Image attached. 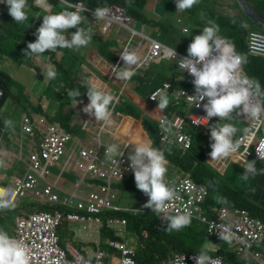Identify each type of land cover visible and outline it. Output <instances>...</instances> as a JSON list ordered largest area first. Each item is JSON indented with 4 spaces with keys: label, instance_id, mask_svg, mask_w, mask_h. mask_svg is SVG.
I'll return each mask as SVG.
<instances>
[{
    "label": "clouds",
    "instance_id": "obj_1",
    "mask_svg": "<svg viewBox=\"0 0 264 264\" xmlns=\"http://www.w3.org/2000/svg\"><path fill=\"white\" fill-rule=\"evenodd\" d=\"M210 1L113 0V4L95 7L90 6L89 0H29V4L28 0H4L16 24L23 25L28 19L31 23L29 43L23 53L31 63L29 76L37 74L36 82L43 81L47 89H53L52 104L59 105L70 99L67 105L72 110L79 103H87L82 109L87 119L73 123L63 109L53 113L48 111L51 104L42 105L40 100L46 95L45 90L37 103L29 94L31 106L26 116L29 117V171L26 173H29V209L15 213L14 209L21 203L15 206L10 203L6 210L12 211L14 216L12 231L15 218L25 212H29L30 217L50 212L54 207L60 211L66 208L52 203V195L77 201L74 194L85 197L97 191L108 199L107 209L99 215L101 225L91 221L64 222L58 229L59 247L67 254V264H138L141 240L127 230L126 218L114 216L120 212L141 216L155 213L160 221L166 222L167 232H179L191 225L194 228L196 223L198 230L205 231L203 241H197L199 253L171 252L159 264H180L182 257L189 260L192 256L196 264H217L215 258H220L224 264H264V220L253 217L245 209L232 210L226 201L209 200L207 185L196 182L190 172L177 167L165 156L170 150L184 157L200 138L212 142L206 160L221 176H227L232 166L244 170L240 176L244 181L249 176L264 174V81L249 74L250 58L239 52L244 46L249 57L264 60V55L250 49L253 38L264 36V31H251L250 27L255 25L264 30V26L251 19L238 0H222L224 6L213 3L206 7L205 3ZM93 2L100 3L99 0ZM245 3L251 12L264 19V9L257 5L260 3L249 0ZM58 4L62 8L57 12ZM31 12L35 17L30 16ZM175 12L187 14L191 22L184 23L178 18V27L173 26L168 15ZM88 19L102 25L101 36L82 26ZM112 25L129 33L127 47L119 59L125 64L120 67L118 62V66L112 68L113 74L124 82V88L131 80L138 79L140 86L146 89L145 104L158 111L154 114L141 109L134 116L135 111L127 109L132 113L131 120L139 123L135 125L146 140L134 137L130 141V136L123 139L112 130L115 129L111 127L114 107L126 102L125 94L118 93L115 101L113 94L94 78L63 81L62 75L52 68L65 69L64 59L70 53L76 56L92 39L106 36ZM151 26L152 36L146 33V27ZM195 29L200 30V34L189 44L188 53L177 50V46L185 47L182 40L195 35ZM131 46L142 50L140 57L129 51ZM171 65L176 66L175 73L171 72ZM150 68L159 71L160 76L166 74V78H150ZM53 79L63 82L62 87L58 82L52 85ZM144 80L148 81L144 83ZM60 96L64 101L59 100ZM38 106L43 113L35 111ZM60 113L68 118L67 126L61 122ZM202 114L207 115L205 124L190 122L191 116ZM180 118L185 119L184 124L178 122ZM162 119L166 121L161 122ZM233 121L244 124L245 128H238ZM4 124L14 131L12 120L6 119ZM153 125L157 128L156 138L148 129ZM50 127L55 128L57 136L66 138V155L58 159L42 155L43 144L50 140ZM134 130L133 124L130 134ZM241 131L243 134L238 135ZM160 132L168 135L166 142L161 140ZM106 135L108 143L102 140ZM180 136H188L190 144L185 146V142H179ZM170 138L174 140L172 144H169ZM67 178L75 180L71 197L64 196L65 190L61 188ZM133 178L131 190L136 192L135 199L143 192L148 197L143 207L148 210L137 211L119 205L121 185ZM185 179L190 180V185L180 191L177 187ZM249 199L256 203L257 195ZM7 206L6 202L0 203V208ZM261 211L263 214L264 209ZM110 219L124 220L125 224L111 227L107 224ZM250 224L257 241L246 247L249 241L246 230ZM127 232L135 236L137 248L126 243L124 234ZM110 233L116 239H112ZM112 244L131 250L132 260H124L122 251ZM0 264H30L26 246L3 230H0Z\"/></svg>",
    "mask_w": 264,
    "mask_h": 264
},
{
    "label": "crops",
    "instance_id": "obj_2",
    "mask_svg": "<svg viewBox=\"0 0 264 264\" xmlns=\"http://www.w3.org/2000/svg\"><path fill=\"white\" fill-rule=\"evenodd\" d=\"M257 5L259 9H264L263 3ZM88 17L92 18L90 16ZM11 22L17 25L14 18ZM19 26H21V28L17 31V33L12 34L13 39L9 38L7 42H10L11 44L12 40L15 42L17 40L16 34L17 38H19L20 35H23L21 30L24 32V38L29 35V19L27 21V25L25 23ZM82 26L90 28L92 33H97V35L101 36L100 28L102 25L100 24L99 26V24H97L94 20L88 19ZM152 32V26L146 27L147 34L151 35ZM128 36L129 33L127 31L116 25H112L106 36L101 38L99 37L96 40L92 39L91 43L86 48L79 49L80 52H77V55L75 56L76 61L74 62L72 69H63L59 66H57V69L52 67L58 74H61L65 78H73L76 82L82 81L85 78H94L106 90L113 94L115 101L118 93L125 94L124 99L126 102L124 104H118L114 107L115 110L113 112V123L111 127L115 128L112 130H116L117 132L122 131L127 135L130 134V129L133 124L134 127L139 124L136 121L131 120L132 113L128 110L135 111L134 116L141 109H144L149 113L153 112L154 114L158 112L153 107L145 104L143 98H145L146 89L140 86L138 79L136 82L131 80L127 85V88H124V82L118 81L112 72V68L115 65L118 66V62H120V67H123L125 64L124 61L121 62L119 59L121 58V52L127 47ZM14 48L16 49L15 45ZM129 51L136 52L139 57L142 54V50H138L136 46H131ZM0 58L1 62H6L4 55L0 54ZM0 69L4 71L1 66ZM15 69L16 65H13L11 72ZM164 71L168 72V70ZM23 73L24 69L17 67L15 74H9L8 72V75L12 80L17 79V82L14 84L16 87L21 88L18 84L22 85L21 90L26 94L23 96L24 101L21 100L23 102H18L15 99L16 103L12 104L13 106L10 105L8 108L3 109L0 112V116L3 118V122L0 121L2 125L5 126L4 121L6 119H10L14 122V131L7 128V131L0 135V203L6 202L8 205L7 209L10 208V203L7 202L5 198H2L1 191H4L3 188H7L10 192V190L14 188L15 178H21L29 171V133H26L23 128V119L26 116H29L27 113V110L29 111V94L31 95V99L35 100V98H40L42 96V93L46 88L45 85H42L43 81L29 84L27 74ZM146 81L148 80H144L143 82L145 83ZM152 81L156 82L157 80ZM57 82L59 83V87H62L63 82L57 79H53L51 84L53 85ZM54 89L58 90V88ZM86 104L87 103H79L76 107L73 106L72 110H70V107L65 103L62 108L63 113L68 115L70 119L73 120V123L83 121L87 119L85 113L82 111ZM54 106H58L57 102L54 103ZM171 176L175 177L176 175ZM22 202L29 203V193L23 194L20 197L19 202L12 203V206ZM5 210L6 208H0V214L3 215Z\"/></svg>",
    "mask_w": 264,
    "mask_h": 264
},
{
    "label": "trees",
    "instance_id": "obj_3",
    "mask_svg": "<svg viewBox=\"0 0 264 264\" xmlns=\"http://www.w3.org/2000/svg\"><path fill=\"white\" fill-rule=\"evenodd\" d=\"M99 1L100 3H96L93 2V0H91V2L89 0L90 6L104 7L106 5L115 3L113 0ZM249 2L263 3L264 0H249ZM12 19L13 17L9 15L8 6L5 4L0 9V54L4 55L3 52H5L3 44L6 47L10 45V54L12 55L14 61H19V54L17 55L14 45H12L10 42H7L9 38L13 39V35L8 33V30L10 29L9 23L13 24L11 22ZM25 38H28L29 40V35ZM16 39H18L17 34ZM239 52L246 55L247 58H250V62L247 63V65H249V74L253 77H259L264 81V60L249 57L244 46L239 49ZM60 79L67 81V78L62 76ZM9 83L14 84V81L6 72L0 69V88L4 91L3 99L0 102V112L3 109L8 108L10 105L13 106L12 104L16 103V96L9 89ZM28 105L31 106V103L29 102ZM35 111L43 113L41 106H38ZM27 113L29 114L28 110ZM60 120L65 126L68 125V118L65 116L62 117L61 113ZM0 121L3 122L2 116H0ZM148 129L151 132V135L156 138V126L153 125ZM211 143L212 142L209 140H201L198 138V140L196 139L192 150L184 157L181 158L180 153H174L170 150L165 152V156L177 167L179 166L184 171L190 172L196 182L206 184L210 191L209 200L215 199L217 201H226L225 204L232 210L245 209L249 211L253 217L264 220V213L262 214L261 211V209H264V174H259V176L254 177V181L257 180L256 182H253L256 184V186L252 185L249 192L242 191L246 199L242 198L240 195L241 191L232 185L228 178L225 180L226 176H221L207 163L206 159L207 154L210 151L209 147L211 146ZM133 184L134 178L129 182L122 184L121 188L124 191L131 190L133 189ZM252 195H257L256 203L249 199ZM20 209H29V203L23 202L17 205L14 209V212L17 213ZM4 213L6 216L0 214V225L11 226L13 222L9 215L12 214V211L6 210ZM114 216L126 218L128 221L127 230L138 236L141 240L142 246L138 255V264H159L162 260L167 258L168 254L171 252H200V247L197 244V241H203V235L205 234V231L198 230L197 223L195 224L194 228H192L191 225L190 227H187L179 232H167L165 231L167 227L166 222L160 221L158 218L148 220L141 215H135L128 212H120ZM9 232L11 234L13 233V231L10 229ZM145 234H147L146 237ZM110 237L112 239H116L113 233H110ZM221 253L227 257L230 256L224 251ZM230 260H232L231 256Z\"/></svg>",
    "mask_w": 264,
    "mask_h": 264
},
{
    "label": "built area",
    "instance_id": "obj_4",
    "mask_svg": "<svg viewBox=\"0 0 264 264\" xmlns=\"http://www.w3.org/2000/svg\"><path fill=\"white\" fill-rule=\"evenodd\" d=\"M5 5L4 0H0V9ZM250 49L253 53L264 55V36L260 35L253 38L250 42ZM154 58V55H151ZM4 96V91L0 88V102ZM207 115L202 114L198 116H191L192 124H205L207 119H204ZM166 120H161L164 122ZM24 129L29 133V117L24 118ZM177 121H175L176 123ZM180 124L185 123L184 118H180ZM187 123V122H186ZM177 127V126H176ZM7 128L0 124V135L6 132ZM51 135L50 140L43 144L42 155L45 158H51L54 156L58 159L66 155V138L62 135L55 133V128H49ZM161 140L166 142L168 140V135L162 134ZM171 139V138H170ZM179 142H185V146L190 144V139L188 136H180ZM174 140L171 139L169 144H172ZM189 179H185L181 182L180 186L177 188L183 191L185 187L189 186ZM79 187V185L77 186ZM5 198L9 203L19 202L20 197L23 194L29 193V173L21 178H15L14 188L7 190L4 188ZM73 198L60 199L57 195H52L50 200L52 203H60L66 208L61 211L59 209L53 208V212H41L29 217V212H25L22 216H17L15 219V226H13V236L15 240L24 244L27 248V253L30 257V264H67L68 257L64 250L59 247V237L58 229L64 222H85L91 221L95 224L101 225L102 219L99 216L108 207V199L104 195L98 193L97 191H92L88 193L85 197L73 195ZM125 224V221H120L116 219L107 220V224L111 227H116L120 223ZM249 235V241L246 247H250L252 243L257 241L256 235L252 231V226L246 230ZM114 247L122 251L123 259L127 262L132 260L131 255L133 252L126 249L123 245L112 244ZM195 256L190 257L187 260L182 257L180 264H196ZM217 261V264H224L219 258L213 259Z\"/></svg>",
    "mask_w": 264,
    "mask_h": 264
},
{
    "label": "rangeland",
    "instance_id": "obj_5",
    "mask_svg": "<svg viewBox=\"0 0 264 264\" xmlns=\"http://www.w3.org/2000/svg\"><path fill=\"white\" fill-rule=\"evenodd\" d=\"M213 3L217 4L218 6H224V3L222 0H211L210 3H205V6L206 7H210V6H213ZM28 4H29V0H28ZM62 8V5L61 4H58L57 6V9L56 11L58 12L59 9ZM28 13H29V10H28ZM197 15H200V13H196ZM2 16V15H1ZM30 16L31 17H35L34 14L31 12L30 13ZM43 16V15H42ZM40 16L39 20H42L43 17ZM180 18L184 21V23H190L191 20L190 18L188 17L187 14H181V13H171L168 15V21L173 24V26L175 27H178L177 25V19ZM192 20H194V18H192ZM31 24V23H30ZM29 24V26H30ZM9 30H8V33L9 34H15L17 33V31L21 28V26H19L18 24L15 25V24H10L9 25ZM250 30L251 31H264L263 29L259 28L258 26H255V25H252L250 27ZM194 31V34L195 35H192V36H185V40H182L183 43L185 44V47H181V46H177L176 49L179 50L180 52H183V53H188L187 52V49H188V46L189 44L192 42L193 38L196 36V35H199L200 33H198L200 30L198 29H195L193 30ZM21 32L23 33V35H20V37L14 42L12 40V44L16 46V51H17V55L19 54V61H14L12 55L10 54V45L8 47L4 46L3 44V47H4V50L5 52H3L5 58H6V62H1V59H0V66L2 67V69L4 71L12 73V74H15L16 72V69L17 67L21 68V69H24V73L23 74H27V78H29V83L32 84L35 81V77L37 76V74H32L31 76H29V58H25L23 56V53H24V49L27 48V44L29 43V40L28 38H24V32L23 30H21ZM35 32V31H34ZM197 33V34H196ZM10 37V36H9ZM76 61L75 59V55L73 53H70L67 58L64 59V64L63 66L65 67V69H72L73 68V65H74V62ZM13 65H16V69L14 71L11 72V69L13 67ZM10 70V71H9ZM177 71V68L176 66L174 65H171V72L175 73ZM159 71H154L153 69H149V77H154V78H159L160 80H163L166 78V74H162L161 76L159 75L158 73ZM11 74V76H12ZM14 81V84L17 82V79H13ZM14 84L12 83H9L8 84V87L9 89L15 94L16 96V101L18 102H23V96L26 95L24 91L21 90L22 88V85L18 84L21 88H18L16 87ZM44 85V84H42ZM52 91L53 89H47L45 88V92H46V95H44L40 102L42 103V105H50L51 109L48 110V111H51L55 113L57 110L60 111L62 108H63V104L66 102V104H69L68 101H70V99H67L64 101L65 98H62L61 96L59 97V100L61 101H64L62 103H60L57 107L54 106V104H52V97L50 98V94H52ZM23 100V101H21ZM34 100V99H33ZM39 100L38 98H35V100L33 101L34 103H37ZM233 123L240 129H244L245 128V125L240 123V122H236V121H233ZM115 132V130H113ZM238 135H241L243 134V132H238L237 133ZM103 142L104 143H108L109 140H108V136H104L103 137ZM244 173V170L243 169H240L238 168V170H236V166H232L229 171L226 173V177H225V180L228 178L230 183H232L236 188H238L241 192H240V195L242 196V198H245L246 197L244 196V193L243 192H249L250 188L252 187V185L256 186L254 182V178H251L249 176V179L247 181H244L240 178V176ZM56 175V174H55ZM67 182L65 184H61V188L65 190V193L63 194L64 196L66 197H71V195L74 193V190H75V180L73 179H70V178H67ZM243 191V192H242ZM135 195H136V192L135 190H130V191H121L120 193V196L122 197L119 201V205L122 206V207H128V208H131V209H134V210H137V211H142V210H145L147 208H144L143 205L147 202L148 200V197L142 192L140 194V198L139 199H135ZM4 208H8L7 207H4ZM148 210V209H147ZM10 218L13 217L12 214L9 215ZM143 217H145L146 219L148 220H152L153 218H158L156 216L155 213H150V214H144ZM74 227H78V226H74ZM82 230V227H78ZM9 229L12 230V225L11 226H1L0 225V230H3L5 232L8 233V235L10 237L13 236V233L11 234L9 232ZM62 234V233H61ZM63 234H66V233H63ZM125 236V241L126 243L128 244L129 247L131 248H137V241L134 239L135 236L133 234H131L130 232H127L124 234ZM62 241H63V244L66 243V240H64L63 236H62Z\"/></svg>",
    "mask_w": 264,
    "mask_h": 264
},
{
    "label": "bare ground",
    "instance_id": "obj_6",
    "mask_svg": "<svg viewBox=\"0 0 264 264\" xmlns=\"http://www.w3.org/2000/svg\"><path fill=\"white\" fill-rule=\"evenodd\" d=\"M127 121V120H126ZM119 134V136L120 137H122L123 139H125L126 137H128V136H130V141L134 138V137H138V138H140L141 140H146V138L145 137H142V133H141V129L140 128H138V127H136L135 126V130H134V132H133V134H129V135H127V134H125L124 132H122V131H120V132H118ZM4 193H5V191H1V195L3 196L4 195Z\"/></svg>",
    "mask_w": 264,
    "mask_h": 264
},
{
    "label": "water",
    "instance_id": "obj_7",
    "mask_svg": "<svg viewBox=\"0 0 264 264\" xmlns=\"http://www.w3.org/2000/svg\"><path fill=\"white\" fill-rule=\"evenodd\" d=\"M238 1H239V4H241L242 8L243 9L245 8L246 11L249 13L251 19H253L255 22H257L259 24H262L264 26V19L261 16L257 15L255 12L254 13L251 12L247 8L246 3H245V0H238Z\"/></svg>",
    "mask_w": 264,
    "mask_h": 264
}]
</instances>
